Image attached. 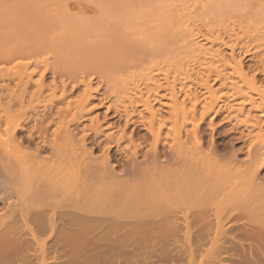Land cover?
Instances as JSON below:
<instances>
[{"label": "bare ground", "instance_id": "1", "mask_svg": "<svg viewBox=\"0 0 264 264\" xmlns=\"http://www.w3.org/2000/svg\"><path fill=\"white\" fill-rule=\"evenodd\" d=\"M97 1L0 55V264H264V0Z\"/></svg>", "mask_w": 264, "mask_h": 264}, {"label": "rangeland", "instance_id": "2", "mask_svg": "<svg viewBox=\"0 0 264 264\" xmlns=\"http://www.w3.org/2000/svg\"><path fill=\"white\" fill-rule=\"evenodd\" d=\"M31 1L32 2L35 1V2L31 3ZM44 1L40 0V1H38L39 2L38 3V2H36V0H0V20H2V21H3V19L5 20L3 22L0 21L1 23H3L1 25L2 27H0V55H1L2 52L10 49V46H9L10 44L9 43H12L13 41L16 44L12 43V45H22L23 43L25 45H28L27 42H30V41H31V44L32 43L35 44V43H38V39L40 38L39 37L40 35L42 36V39H43V36H44V38L47 40V36L49 34H47L46 32L49 33V31L48 30L45 31L43 29L44 25H42V24L45 23V24H47V27H48V25H49L48 23L49 22L48 21H43V20L46 19L44 17H47V19L50 18L51 16L54 17L53 10H54L56 16H58V15L60 16L61 15L60 17H64V16H67L68 14H70L71 16H75L76 15V16H78L77 18L81 19L80 16L83 15L82 17L86 16V17H88V20H89L90 16L95 15V14L98 15L100 13V10H98V9H101V8H99L100 6L96 7L98 4L96 5L95 3L91 2L92 4H94V6L91 3H90L91 4V6H90L89 3L85 2V1L88 2L89 0H84V1L81 0L82 2H79V0H53L55 2V4H54L55 8H54V6L52 4L50 6L49 3L48 4L46 3L47 1L46 2H44ZM95 1H97V0H95ZM101 2H103V1H101ZM36 3H38V4H36ZM62 3H64V4H62ZM96 3H98V1ZM37 5H39V6H37ZM101 5H104V4L101 3ZM104 7L107 9V6H104ZM4 11H6V12H4ZM51 11H52V13H51ZM49 12L51 14L48 15ZM69 12H71V13H69ZM34 13L37 14V17H35L36 15H34ZM65 13H67V14H65ZM1 14H5V15H8V16H6V18H4V15H1ZM72 14H74V15H72ZM97 15H95V16H97ZM40 16L42 18H44V19L39 18ZM31 17H32V19H30V20H33V21L29 20V18H31ZM55 18H54V20L57 21V18H59V17H57L56 19ZM70 18L71 17H69V19ZM74 18H71V19L73 20ZM96 18L97 17H93L94 20H92V21H93V23L97 22L96 24H99L98 22L102 21V19L99 18L101 20H98V19L95 20ZM49 20L51 21L53 19L51 18ZM41 21H43V22L41 23ZM79 21H84V20H79ZM28 22H32V23H30L31 26H27V27H30L29 29L26 28V27H23V25L24 26L28 25ZM20 23H23V25H21ZM57 23H58V21H57ZM57 23H52L51 26L49 25L50 26L49 29H51L52 25H54L53 28H55V30L53 31V34H54V39H57V43L56 44L59 45L62 49H67L69 47V45H70V42L67 40L66 36H64V35L61 36L62 33L59 32L60 27L58 28V24ZM77 23H79V22H77ZM102 24L103 23H100V25H98L97 27H100V29H102L101 27L103 26V28H104V26H105L104 24L105 23L103 25ZM74 25H76V24H74ZM93 26H95V25H93ZM95 28H96V26H95ZM87 29L85 31H87ZM97 29L98 28H96V30ZM92 30H94V29L92 28ZM83 31H84V29H83ZM89 31H91V30L89 29L86 32V34L84 33L85 36H82V38H80L76 34H70L69 33V35L72 36L73 38H77L82 44L89 43L91 41H98V40L101 39V35L102 34H100L101 32H98L100 30L96 31L97 33H94V34H91L94 31H92L90 33H89ZM36 32H38V33H36ZM39 32L40 33L42 32V33L40 34ZM102 32H104V31H102ZM50 33H52V32H50ZM34 35L35 36L37 35V37H39V38L37 39V37H36V39H35ZM34 39H35V41L33 42L32 40H34ZM36 40H37V42H36ZM31 44L29 43V45H31ZM4 64H6V66L8 65L7 63H4ZM245 64L249 65L250 63L245 61ZM0 66H2V64H0ZM48 78L50 79L49 74L47 75V79ZM99 80H97V77H96L95 81H94L95 84L98 85L100 83ZM101 85L102 84L100 83V85H99L100 92L104 93V89H105L104 87L105 86L101 87ZM101 93L99 95L97 94L98 97L95 98V104H97V105H99L100 102L101 103L105 102L102 99L105 96H102ZM99 96H100V98H99ZM97 98H99V99H97ZM98 100H100V101H98ZM102 113H103V109L99 110V114L103 115ZM111 114H113V112L109 113L108 117H110ZM216 117L217 118H215V122L218 123L222 119L221 118L222 115H219V116H216ZM111 118H113V119L111 120ZM111 118H109L110 121H108V122L109 123H113V122L115 123L116 122V118L114 117V115H111ZM216 123H215V128H216ZM220 124H222V125L220 126ZM230 124L228 122L226 123V121L219 122V125L217 124L218 125L217 127H219V128H217L218 130L215 129L216 131L214 130V132L212 133L213 143L215 144L214 146L217 147V148L215 147L216 148V153L218 155H219V153H221L220 156H222V153L226 154V153H230L232 150L236 151L239 148L241 149V146H242V143H241L242 141L240 140V138H239L240 136H239V133H238V132H240L239 129H237L238 130L237 131L236 128H233L232 125H230ZM230 126L232 127V129H230ZM131 129H134V128L131 127ZM204 129H205L206 132L204 131ZM134 131L137 132L141 136L144 135V132L140 128H139V130L137 128H135L133 130V132ZM203 132H205V133H203V136H204V139H205L206 143L210 142V136H209L210 133H208L209 131L207 130L205 125H203ZM137 133H135V138L136 137L137 138L141 137V136L137 135ZM231 148H233V149L231 150ZM110 154H111V157L113 158L114 161H116L118 158H120L119 155H118L119 153H117V151L115 149H111ZM112 154H113V156H112ZM238 157H240V154L238 155ZM118 161H119V159H118Z\"/></svg>", "mask_w": 264, "mask_h": 264}]
</instances>
